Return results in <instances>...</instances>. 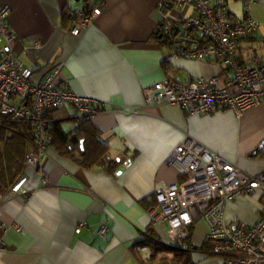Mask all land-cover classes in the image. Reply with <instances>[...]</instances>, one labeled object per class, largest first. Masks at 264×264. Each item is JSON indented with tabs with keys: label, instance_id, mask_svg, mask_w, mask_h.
Segmentation results:
<instances>
[{
	"label": "crops",
	"instance_id": "0c3cea01",
	"mask_svg": "<svg viewBox=\"0 0 264 264\" xmlns=\"http://www.w3.org/2000/svg\"><path fill=\"white\" fill-rule=\"evenodd\" d=\"M158 1L0 0L9 7L7 22L16 34L13 53L30 70L31 82L42 81L53 65L62 63L71 91L136 109L99 112L85 121L75 118L69 106L49 109L60 130L78 137L75 157L86 147L87 133L108 144L105 166H86L54 142L37 169L24 163L22 183L0 193V264H145L150 249L139 241L153 235L169 243L167 226L153 225L149 211L158 189L182 178L168 159L186 136L250 173L264 171V153L252 154L264 139V101L240 114L230 108L190 114L177 105L146 101V88L164 78L186 82L199 76L222 78L226 72L215 57L165 60L172 48L159 40L164 37L157 31ZM227 4L232 14L242 16L241 0ZM95 6L99 13L72 34L78 13L85 15ZM192 13L190 6L170 10L174 21ZM251 14L258 29L237 41L244 63L264 58L254 50L264 49V0H253ZM263 209L260 191L240 193L226 204L224 219L252 223ZM101 223L108 226L103 235ZM189 235L185 245L195 248L194 264H221L222 257H205L197 249L208 239L201 218ZM165 255L158 252L155 264Z\"/></svg>",
	"mask_w": 264,
	"mask_h": 264
},
{
	"label": "built area",
	"instance_id": "2783aa9c",
	"mask_svg": "<svg viewBox=\"0 0 264 264\" xmlns=\"http://www.w3.org/2000/svg\"><path fill=\"white\" fill-rule=\"evenodd\" d=\"M242 16L229 11L227 0H159V31L172 46L165 57L182 55L203 60L215 57L226 72L218 76H199L186 82L164 78L146 88L148 103H169L190 114L215 112L230 108L240 114L264 101V58L254 64L242 62L237 41L258 29L251 14L253 0H241ZM190 6L193 13L174 21L173 7ZM100 11L95 6L73 21L70 32L79 34ZM9 7L0 4V124L24 121L30 125L32 142L24 163L37 169L51 139L48 135L49 109L69 106L78 120H89L99 112L133 113L131 105H110L68 89L62 76V63H56L42 81L31 82L30 70L13 53L16 34L7 18ZM168 162L182 178L177 183L161 186L150 208L153 225L164 223L170 243L190 234V227L201 218L207 225V238L213 242L212 255L222 257L221 264H255L264 260V209L252 223H228L224 219L226 204L240 193L260 191L264 196V171L250 173L228 161L212 149L186 136L172 151ZM1 199V194H0ZM80 222L75 232L83 226ZM108 226L99 225L105 234Z\"/></svg>",
	"mask_w": 264,
	"mask_h": 264
},
{
	"label": "trees",
	"instance_id": "16d2710c",
	"mask_svg": "<svg viewBox=\"0 0 264 264\" xmlns=\"http://www.w3.org/2000/svg\"><path fill=\"white\" fill-rule=\"evenodd\" d=\"M159 40L165 45L168 44L164 38ZM50 111L46 112V118L49 121L47 129L51 139L50 143H56L60 151L75 157L72 150L78 142V137L76 135L69 136L67 132L60 130L56 122L51 119ZM32 139L33 135L28 123L24 121L11 122L7 118L3 119L0 124V193L3 190L14 187L22 177L25 153ZM85 139L86 147L83 152L79 153L80 157L75 158L86 166H105L108 144L100 139L96 133H87ZM107 168L111 170L110 167ZM189 237L190 235L174 243H163L154 238L153 235L152 237L147 235L146 238L139 241V244L146 245L150 249L145 264H155L158 252L167 254L163 256V260H168L169 264H194L191 258V251L195 248L189 244L185 245ZM212 245L213 242L210 239H206L197 249L203 256L207 257L212 255L210 251Z\"/></svg>",
	"mask_w": 264,
	"mask_h": 264
},
{
	"label": "water",
	"instance_id": "95a60500",
	"mask_svg": "<svg viewBox=\"0 0 264 264\" xmlns=\"http://www.w3.org/2000/svg\"><path fill=\"white\" fill-rule=\"evenodd\" d=\"M159 31V29H157ZM161 33L159 34V37H161ZM84 142V140H81V145ZM262 151L264 153V139L260 141V143L257 145L256 149L252 151V154H256L257 152ZM23 178H20L17 184L15 185V189L22 183Z\"/></svg>",
	"mask_w": 264,
	"mask_h": 264
},
{
	"label": "rangeland",
	"instance_id": "374dc122",
	"mask_svg": "<svg viewBox=\"0 0 264 264\" xmlns=\"http://www.w3.org/2000/svg\"><path fill=\"white\" fill-rule=\"evenodd\" d=\"M256 49H254L256 51V53L258 54V57L263 56L264 55V49L261 47H254ZM255 61H253L252 59L247 62L248 64H254ZM168 261V260H167ZM165 259L163 260V257L160 259V262L158 264H169Z\"/></svg>",
	"mask_w": 264,
	"mask_h": 264
}]
</instances>
